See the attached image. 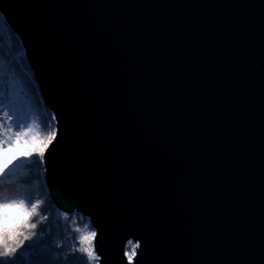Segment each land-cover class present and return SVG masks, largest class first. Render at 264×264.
<instances>
[{
    "label": "water",
    "instance_id": "1",
    "mask_svg": "<svg viewBox=\"0 0 264 264\" xmlns=\"http://www.w3.org/2000/svg\"><path fill=\"white\" fill-rule=\"evenodd\" d=\"M58 136L52 200L99 264H264V0H0Z\"/></svg>",
    "mask_w": 264,
    "mask_h": 264
},
{
    "label": "snow or ice",
    "instance_id": "2",
    "mask_svg": "<svg viewBox=\"0 0 264 264\" xmlns=\"http://www.w3.org/2000/svg\"><path fill=\"white\" fill-rule=\"evenodd\" d=\"M0 19H3L4 22L3 13H0ZM14 41L15 38L6 31L4 35H0V44H6L10 52L18 51ZM4 104L7 105L8 110L0 113V177L5 175L6 170L11 165L18 161H30L33 157H36L35 163L43 168L46 150L56 141L58 136V128L52 127V124L56 123L55 114L40 113L45 121L43 126L50 129L46 135H41L40 132L36 131L35 121L28 123L30 113L37 112L38 107L36 104L28 102L27 94L23 89L17 91L13 87L0 91V105ZM10 149L17 150V152L11 158H7L4 153ZM33 200L34 202H30ZM44 203L45 201L34 197H29L27 200H0V264H18L17 253L29 241H34V243L29 244L28 249L20 253L24 257V264H32V258L41 252L54 257V259H50L49 264H73L67 257H62V253L54 252L55 249L62 248V244L55 240L50 244L48 240L39 236L37 231H33L38 229V223L33 222V220L41 215L40 208ZM46 211L54 212L51 201H48ZM58 215L55 213L54 219ZM41 219L48 220V216L43 215ZM64 219H68L67 214H65ZM51 227L52 225H49L41 231H49ZM87 228L88 225L86 224L85 229H76L83 232L79 237L80 247L75 250L83 255L77 257V260L81 264H97L100 260V255L94 246L97 231H88ZM127 245L129 250L125 252V255L131 264L137 254V249L140 248V243L138 241L133 243L129 239ZM75 251L70 255L74 256Z\"/></svg>",
    "mask_w": 264,
    "mask_h": 264
},
{
    "label": "trees",
    "instance_id": "3",
    "mask_svg": "<svg viewBox=\"0 0 264 264\" xmlns=\"http://www.w3.org/2000/svg\"><path fill=\"white\" fill-rule=\"evenodd\" d=\"M5 31L6 33H10L15 38L14 42L16 43L18 51L13 50L10 52L6 44H0V76L3 75L8 77V75H10L12 78L11 81H14L15 86L18 87L19 90L23 89V91L27 94L28 102L37 105L38 112L42 111V113H51V111L44 105L42 97L39 94L38 86L35 83L32 70L26 61L25 53L20 40L12 33L5 20L3 22V19H0V35H4ZM36 114L39 118L38 123L41 126V129H39L40 133L41 135H46L50 129L43 126L45 122L44 117L40 113ZM52 127L56 128L55 123L52 124ZM35 160L36 157H33L32 161L34 162L31 161L30 165L25 168L18 169V173L16 175L0 181V200H27L29 197H34L35 199L45 201L40 208L41 215L37 216L33 220V222L38 223V229L33 231H37L39 236L48 240L50 244L53 240L62 244L63 247L55 249L54 252L62 253V257H67L69 261L73 262V264H81V262L77 260V257H80L83 254L75 250L80 247L79 237L83 234V232L77 231L76 229L79 228L83 230L87 224V230L91 231L92 228L90 221L84 216L76 213L72 215L67 214L68 219H64L65 213L56 206L49 193L46 182L45 163L43 168H41L35 163ZM38 177L40 178L38 179ZM48 201H51L54 207V212L46 211ZM30 202H34V200ZM55 213H58L59 215L54 219ZM43 215H47L48 220H42L41 216ZM49 225H52L49 231H41ZM31 243H34V241L26 242L24 248H21L17 253L18 264H24V257L21 256L20 253L26 251L28 249V245ZM128 250L129 248H127V251ZM74 251L75 255H70V253ZM32 259V264H49L50 259H54V257L41 252ZM97 264H99V261Z\"/></svg>",
    "mask_w": 264,
    "mask_h": 264
},
{
    "label": "rangeland",
    "instance_id": "4",
    "mask_svg": "<svg viewBox=\"0 0 264 264\" xmlns=\"http://www.w3.org/2000/svg\"><path fill=\"white\" fill-rule=\"evenodd\" d=\"M2 76H0V91H2L3 89H11L13 87H15L17 91H19V88L15 86L14 81L13 82L11 81L12 78H11L10 75H8L9 78L5 77V76L2 77ZM4 110H8L7 109V105L6 104L0 105V113H2V111H4ZM36 113H42V111L41 112L40 111L39 112L38 111L37 112H31L30 113V119H29L28 123H32V121H35L36 126H37L36 127V131L40 132L39 129H41V126L38 123L39 118H38ZM20 151H23V149H20ZM16 152H17V150L10 149L7 152H5L4 155L7 158H11L13 155L16 154ZM31 161H32V159L30 161H18L15 164L11 165L6 170L5 175L3 177H0V181L3 180V179L10 178V177L16 175L18 173V169L27 167L28 165H30ZM32 162H34V161H32Z\"/></svg>",
    "mask_w": 264,
    "mask_h": 264
},
{
    "label": "bare ground",
    "instance_id": "5",
    "mask_svg": "<svg viewBox=\"0 0 264 264\" xmlns=\"http://www.w3.org/2000/svg\"><path fill=\"white\" fill-rule=\"evenodd\" d=\"M39 89V88H38ZM39 94H40V91H39ZM43 101V100H42ZM43 103H44V101H43ZM44 105H45V103H44ZM46 106V105H45ZM47 107V106H46ZM52 113V112H51ZM55 126H56V123H55ZM89 220V219H88ZM90 221V220H89ZM91 225V224H90Z\"/></svg>",
    "mask_w": 264,
    "mask_h": 264
}]
</instances>
